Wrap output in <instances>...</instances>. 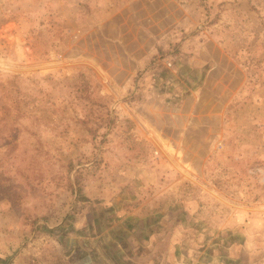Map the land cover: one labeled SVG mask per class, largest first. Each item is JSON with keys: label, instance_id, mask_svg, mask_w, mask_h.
Masks as SVG:
<instances>
[{"label": "rangeland", "instance_id": "rangeland-1", "mask_svg": "<svg viewBox=\"0 0 264 264\" xmlns=\"http://www.w3.org/2000/svg\"><path fill=\"white\" fill-rule=\"evenodd\" d=\"M0 257L264 264V0H0Z\"/></svg>", "mask_w": 264, "mask_h": 264}, {"label": "trees", "instance_id": "trees-1", "mask_svg": "<svg viewBox=\"0 0 264 264\" xmlns=\"http://www.w3.org/2000/svg\"><path fill=\"white\" fill-rule=\"evenodd\" d=\"M85 259H86V262L90 259L87 255H85ZM8 260L9 258L8 257H5V258H1L0 257V264H8ZM89 262V261H88ZM87 262V263H88ZM76 263V262H75ZM85 263V262H84ZM76 264H83V263H76Z\"/></svg>", "mask_w": 264, "mask_h": 264}]
</instances>
